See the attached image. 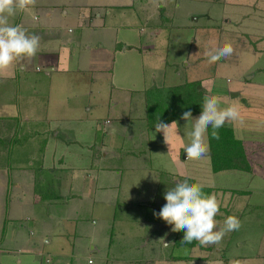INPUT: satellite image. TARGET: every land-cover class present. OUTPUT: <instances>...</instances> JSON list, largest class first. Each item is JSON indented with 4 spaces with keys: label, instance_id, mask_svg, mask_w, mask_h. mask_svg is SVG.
<instances>
[{
    "label": "crops",
    "instance_id": "obj_1",
    "mask_svg": "<svg viewBox=\"0 0 264 264\" xmlns=\"http://www.w3.org/2000/svg\"><path fill=\"white\" fill-rule=\"evenodd\" d=\"M163 3L35 0L9 17L40 46L0 71V264H264V0ZM212 43L234 52L210 63ZM193 81L203 102L238 106L225 125L250 169L215 171L208 132V152L183 157L181 117L165 122H177L171 152L156 132L147 90ZM178 173L216 194L218 225L235 215L241 227L182 242L154 215Z\"/></svg>",
    "mask_w": 264,
    "mask_h": 264
},
{
    "label": "clouds",
    "instance_id": "obj_2",
    "mask_svg": "<svg viewBox=\"0 0 264 264\" xmlns=\"http://www.w3.org/2000/svg\"><path fill=\"white\" fill-rule=\"evenodd\" d=\"M35 5V0H0V71L8 69L15 61L32 58L40 46V37L28 34L20 24H9V17L15 16L18 11H27ZM161 6H166L161 0ZM234 48L231 43L217 46L212 43L206 51L210 63L231 56ZM240 117L238 106L235 104L221 107V101L216 96H205L202 103L201 114L193 118L191 110L184 111L181 119L191 122L192 128L186 133L188 144L184 151L188 159H199L208 152L207 132L212 129V137L219 139L218 129L227 122H234ZM187 123V124H188ZM177 122L171 124L158 120L155 125L156 132H161L164 142L172 151V131ZM173 188L164 193L166 203L159 212H154L167 224L172 225V231H183L182 242L191 244L199 242L207 247L219 244L224 236L241 227L240 220L235 215L226 217L222 225H218L215 217L220 211V202L215 193L204 192V185L200 182L190 183L194 177L183 176ZM167 246V243H165Z\"/></svg>",
    "mask_w": 264,
    "mask_h": 264
},
{
    "label": "trees",
    "instance_id": "obj_3",
    "mask_svg": "<svg viewBox=\"0 0 264 264\" xmlns=\"http://www.w3.org/2000/svg\"><path fill=\"white\" fill-rule=\"evenodd\" d=\"M197 82H184L172 86H153L147 90L148 117L150 122H167L181 117L184 111H202L203 97ZM219 139L212 137L209 127L211 159L215 171L224 168L250 169L243 140L236 137L232 126L224 125L217 130ZM204 187L203 190H208Z\"/></svg>",
    "mask_w": 264,
    "mask_h": 264
},
{
    "label": "rangeland",
    "instance_id": "obj_4",
    "mask_svg": "<svg viewBox=\"0 0 264 264\" xmlns=\"http://www.w3.org/2000/svg\"><path fill=\"white\" fill-rule=\"evenodd\" d=\"M222 70H223L224 73H222L220 76H217L216 78L218 79V82L220 83V85L229 86L230 81L227 82L226 78L227 77L233 78V76H234L233 71L234 70L231 67H229V66H225ZM204 72H205L204 74H207V75L210 74V71L204 70ZM194 74H198V73H194ZM5 203H6V201L0 200V214L2 213V211L5 208Z\"/></svg>",
    "mask_w": 264,
    "mask_h": 264
},
{
    "label": "water",
    "instance_id": "obj_5",
    "mask_svg": "<svg viewBox=\"0 0 264 264\" xmlns=\"http://www.w3.org/2000/svg\"><path fill=\"white\" fill-rule=\"evenodd\" d=\"M183 157H187V155H186L185 151L183 152Z\"/></svg>",
    "mask_w": 264,
    "mask_h": 264
}]
</instances>
